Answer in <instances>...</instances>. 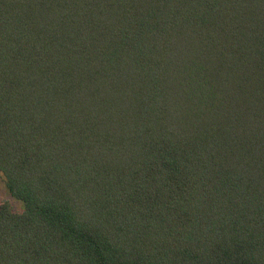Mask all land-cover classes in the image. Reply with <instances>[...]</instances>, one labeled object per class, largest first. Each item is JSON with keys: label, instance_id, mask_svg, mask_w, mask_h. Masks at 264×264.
Segmentation results:
<instances>
[{"label": "trees", "instance_id": "1", "mask_svg": "<svg viewBox=\"0 0 264 264\" xmlns=\"http://www.w3.org/2000/svg\"><path fill=\"white\" fill-rule=\"evenodd\" d=\"M0 264H264V0H0Z\"/></svg>", "mask_w": 264, "mask_h": 264}, {"label": "rangeland", "instance_id": "2", "mask_svg": "<svg viewBox=\"0 0 264 264\" xmlns=\"http://www.w3.org/2000/svg\"><path fill=\"white\" fill-rule=\"evenodd\" d=\"M4 201H8L16 212H21L23 210V205L12 197L6 187L4 177L0 175V202Z\"/></svg>", "mask_w": 264, "mask_h": 264}]
</instances>
